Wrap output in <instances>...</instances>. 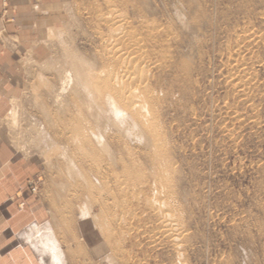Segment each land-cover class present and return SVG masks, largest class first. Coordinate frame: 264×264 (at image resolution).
Here are the masks:
<instances>
[{
  "label": "rangeland",
  "instance_id": "rangeland-1",
  "mask_svg": "<svg viewBox=\"0 0 264 264\" xmlns=\"http://www.w3.org/2000/svg\"><path fill=\"white\" fill-rule=\"evenodd\" d=\"M60 1L47 54L29 60L23 94L7 119L10 137L39 162L30 187L45 207L43 225L33 236L44 263L56 264L57 253L62 264H264V0L120 3L129 21L152 20L167 42L169 59L154 81L158 127L167 145L161 143L165 157L156 162L159 171L166 163L176 168L168 180L160 176L161 182L157 164L140 154L153 149L127 141L141 169L140 176L137 170L128 175L141 185L127 196L103 184L95 160L63 137L65 121L78 113L63 79L65 53L93 60L99 29L104 30L97 13L107 3ZM2 2L5 18L8 1ZM238 65L243 73L234 82L230 76ZM114 168L120 170L117 160ZM158 208L177 210L173 219L186 229L177 249L158 232Z\"/></svg>",
  "mask_w": 264,
  "mask_h": 264
},
{
  "label": "bare ground",
  "instance_id": "bare-ground-1",
  "mask_svg": "<svg viewBox=\"0 0 264 264\" xmlns=\"http://www.w3.org/2000/svg\"><path fill=\"white\" fill-rule=\"evenodd\" d=\"M105 1L107 3L106 9L104 11L99 10L97 13V18L99 19L100 23L103 24L104 30L99 29L101 30V32L99 31V39L101 38V41L96 51L97 54L94 56L93 60L91 61L86 60L83 56L81 57L75 53H69L67 51L65 53V57H64L65 70L62 71V74L64 73L63 79L64 82L67 83L69 87H71V90L73 92V98L72 97L71 98L74 102V106L77 108L78 113L75 114L76 116H74L72 113H71L72 115L69 113L70 116L72 117L70 119H67V121L64 120L65 121L64 124L66 125L65 127L66 130L63 132L64 135L63 137L65 138L69 136V139L72 140L73 142H76L75 146L77 145L78 149L81 152H83V154H85L87 157L90 158L92 157V159L95 160L94 171L97 173L99 177H101L103 184H105L108 187V185L112 183L117 188V190L121 192L120 194L123 193L125 196H127L126 194L129 193L128 191L131 188H135L141 185V183L139 184V182L138 183L130 182L131 177L133 178L134 176H131L130 179L128 176L134 173L135 172L134 170H137L138 171L137 175L140 176L141 172L139 170L141 169L138 168L137 165L138 163L134 162L135 153H133V151L129 149L130 147H128L129 143L127 141L132 140L139 144L142 143L153 149L152 152L143 151L140 154H143L146 157H148V161L151 160L154 167L157 164V167H155V169H157L158 171L156 174V176L159 177L158 179L164 177L166 180H168L169 176H172V173L176 169L173 166L174 163L173 164L166 163L165 166H163L164 168H161L162 170L159 171L158 166H160L161 164L159 165V163L156 162V160L159 159L162 153L160 147L162 146L163 143H165L166 145L167 143L166 141L163 142V140H161V138H163L162 136L163 131L160 132L159 130L160 128L158 127L156 104L159 101V97H158V93L156 94L154 81L157 79L156 72L165 68L166 65L165 61L169 59V55H167L166 53L169 50L166 47L168 45H165L167 44V42L161 36L160 26L156 25L151 19H150L151 21H149L147 19H144L143 16H140L138 20H133L136 22L129 21L130 18L128 19L125 12L120 8V3L128 5L130 4L131 0H105ZM234 70H235L234 71L235 74H232L230 77H231V81L235 82L238 79L237 77L239 75V72L242 71L240 70L239 65ZM160 79L163 78L160 77ZM115 141L117 142V144H115ZM118 155L120 156L118 157ZM161 157L164 158L165 156L162 155ZM161 157L160 159H162ZM125 158L130 160V163L132 162V165H129L130 164L129 161L125 160ZM96 159L98 160L96 161ZM115 160H117L120 170L114 168ZM135 160L137 159L135 158ZM169 160L170 159H168V161ZM100 162H104V164L100 165L99 164ZM70 170L72 172L76 171L82 174L79 169L75 168V166L74 167L70 166ZM177 173L178 172H176V174ZM85 174L86 175L83 176L86 177L88 174L86 172ZM162 180L163 179H161V182ZM131 181H133V179ZM95 186L93 188H95ZM153 186L154 185H152V189ZM160 187H163V185ZM160 192L162 193L163 191L161 190ZM166 192L168 196L171 195L170 191L166 190ZM166 192L164 190V193ZM112 194L113 193H110L109 194L110 196L108 195L109 198L111 199H113ZM162 194H160L161 195L160 198L162 196L164 197V195ZM144 195L142 192L141 196ZM134 197H136V195ZM147 199H149V197ZM163 199L162 201H164ZM113 201H115V199H113ZM165 202H167V200ZM118 203L119 206H121L120 202ZM127 206L128 205H126L125 207ZM123 207L124 206H122V208ZM151 208H153V206ZM174 208H172L171 210H163V209L161 210V208L160 209L158 208V212H156V210L154 212H156V214L158 213V216L161 219H163L162 221L160 220L162 224L159 227L158 232L160 231L161 235L164 234L168 238L171 245L177 249L183 243L182 239L186 235L185 234L186 229L183 228L184 225L182 226L177 220L173 219L176 218L173 216V214L177 212V210H175ZM154 209H156V207L153 208V210ZM129 212H131V209ZM138 214H140V212H138ZM126 216L128 215L126 214ZM129 217L130 216H128V218ZM137 217L135 218L137 219ZM177 218L179 219V217ZM125 222L127 223L126 220ZM156 222L154 221L153 223ZM158 222L156 223L157 225ZM122 224L123 223H121V225ZM126 239L127 238L125 236V240ZM149 239H151V236ZM184 240L185 238L183 239V241ZM161 243L163 244V242ZM56 254L55 253L53 254L54 255L52 258L53 262H55L56 264H62L60 258L57 257ZM180 261L185 262L183 259H181ZM181 263L178 262V264Z\"/></svg>",
  "mask_w": 264,
  "mask_h": 264
},
{
  "label": "crops",
  "instance_id": "crops-1",
  "mask_svg": "<svg viewBox=\"0 0 264 264\" xmlns=\"http://www.w3.org/2000/svg\"><path fill=\"white\" fill-rule=\"evenodd\" d=\"M7 1L3 18L0 0V264H45L33 237L43 225L45 207L30 187L39 162L10 137L7 119L23 94L29 60L47 54L61 1Z\"/></svg>",
  "mask_w": 264,
  "mask_h": 264
}]
</instances>
